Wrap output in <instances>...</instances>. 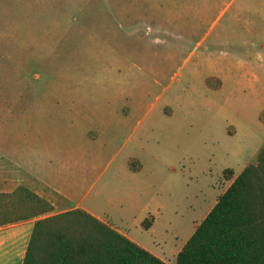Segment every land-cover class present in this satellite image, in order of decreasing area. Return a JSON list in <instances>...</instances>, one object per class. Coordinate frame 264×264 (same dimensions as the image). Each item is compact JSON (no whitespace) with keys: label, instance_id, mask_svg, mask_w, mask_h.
Returning <instances> with one entry per match:
<instances>
[{"label":"rangeland","instance_id":"rangeland-1","mask_svg":"<svg viewBox=\"0 0 264 264\" xmlns=\"http://www.w3.org/2000/svg\"><path fill=\"white\" fill-rule=\"evenodd\" d=\"M263 146L264 0H0L4 174L175 264Z\"/></svg>","mask_w":264,"mask_h":264},{"label":"trees","instance_id":"trees-1","mask_svg":"<svg viewBox=\"0 0 264 264\" xmlns=\"http://www.w3.org/2000/svg\"><path fill=\"white\" fill-rule=\"evenodd\" d=\"M51 210L25 186L0 193V226L34 219L22 264H167L84 209ZM175 264H264V146L195 226Z\"/></svg>","mask_w":264,"mask_h":264},{"label":"crops","instance_id":"crops-1","mask_svg":"<svg viewBox=\"0 0 264 264\" xmlns=\"http://www.w3.org/2000/svg\"><path fill=\"white\" fill-rule=\"evenodd\" d=\"M255 159H254V161H255ZM254 161H252V162H254ZM252 162L247 161L245 163V165L243 166L242 170L249 163H252ZM3 169H4V167L2 166V164L0 162V193H11L18 186H25L29 190H31L33 193H35L39 197L47 200L50 203V205L52 206V210L47 215L61 213V212H64L66 210H70V209H74V208H81V209L86 210L90 214L96 216L97 218L109 223L112 227L116 228L119 232H121L122 234H124L125 236H127L128 238L133 240L134 242H136L132 238V236L129 235L127 232H123L122 230H120L119 228L114 226L111 222L102 218V216L94 214L93 212L90 211L89 208L83 207V206L79 205L78 203L73 204V205H63L61 199H58L56 197H52L48 193V191H47V189H49L48 183L47 184L43 183L39 179H37L38 183H35L32 179H19L17 177L16 173L14 174V173L10 172L8 174H4ZM57 194L59 196H62L63 193L61 190H58ZM62 198H64V197L62 196ZM33 222H34V219H29V220H24V221L15 222V223H9V224H6L4 226H0V264H22L23 258L25 255V251H26V247H27L29 237L31 234V230L33 227ZM136 243L139 244L138 242H136ZM179 250L177 251V253L179 252ZM154 255H156V254H154ZM159 258H161V257H159ZM161 259L164 260L163 258H161Z\"/></svg>","mask_w":264,"mask_h":264}]
</instances>
